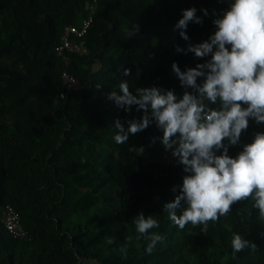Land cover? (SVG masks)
Wrapping results in <instances>:
<instances>
[{"label": "trees", "instance_id": "obj_1", "mask_svg": "<svg viewBox=\"0 0 264 264\" xmlns=\"http://www.w3.org/2000/svg\"><path fill=\"white\" fill-rule=\"evenodd\" d=\"M90 1L0 0V264H264V218L251 200L209 222L207 232L191 224L181 230L169 219L163 206L178 194L172 189L182 184L183 166L167 165L170 152L159 140L152 144L163 135L154 123L117 144L115 121L127 127L143 113L108 99L113 90L122 94L121 81L133 94L153 86L178 98L191 92L172 64L184 71L210 57L198 59L176 46L207 40L230 1L98 0L81 40L85 52L69 53L65 67L56 55L61 35L68 25L81 26ZM191 7L203 23L189 24L186 42L174 26ZM64 70L81 89L62 98ZM256 132H264V124L250 120L229 156ZM133 147L144 151H129ZM7 205L20 214L31 241L7 232ZM140 212L157 220L159 228L150 231L163 237L151 253L149 241L136 232ZM234 234L257 249L233 256Z\"/></svg>", "mask_w": 264, "mask_h": 264}, {"label": "clouds", "instance_id": "obj_2", "mask_svg": "<svg viewBox=\"0 0 264 264\" xmlns=\"http://www.w3.org/2000/svg\"><path fill=\"white\" fill-rule=\"evenodd\" d=\"M201 11L208 15L207 9ZM190 23H203L195 7L182 10L174 26L186 42ZM213 24L216 31L207 40L188 43L186 49L176 46L177 52L192 53L198 59L210 57L184 71L172 64L180 85L191 92L178 98L173 90L153 86L137 88L133 94L128 82L121 81L122 94L115 90L108 94L118 107L130 112L135 106L143 113L139 119L128 120L127 127L115 121L117 144L127 143L130 135L154 123L163 135L153 137L152 144L159 140L183 166L186 175L182 184L172 189L178 194L163 206L181 230L191 224L207 232L209 222H217L234 204L249 200L264 218V132H256L235 157L228 154L230 146L240 143L250 120L264 124V0H231ZM124 75H130V69H124ZM198 78H203L201 83ZM129 151L143 153L144 149ZM134 223L136 232L149 241L146 251L151 253L163 240L150 231L159 228V223L143 212L136 215ZM231 246L233 256L257 249L239 234H234Z\"/></svg>", "mask_w": 264, "mask_h": 264}, {"label": "built area", "instance_id": "obj_3", "mask_svg": "<svg viewBox=\"0 0 264 264\" xmlns=\"http://www.w3.org/2000/svg\"><path fill=\"white\" fill-rule=\"evenodd\" d=\"M229 1L231 2V0ZM97 3L98 0H91L87 4V16L83 19L81 26L68 25L64 28L60 44L56 49V55L63 62L65 67H69L71 64V57L69 56V53L85 52L81 40L93 22V16L96 11ZM61 80L64 88V92L60 94V97L62 98L64 97L65 92H77L81 89L80 82L67 70L63 71ZM166 164L176 165L178 162L177 159L169 153L166 157ZM2 223L7 232L13 238L20 241H31L32 237L22 226L20 214L13 206L7 205L4 207L2 211Z\"/></svg>", "mask_w": 264, "mask_h": 264}, {"label": "crops", "instance_id": "obj_4", "mask_svg": "<svg viewBox=\"0 0 264 264\" xmlns=\"http://www.w3.org/2000/svg\"><path fill=\"white\" fill-rule=\"evenodd\" d=\"M83 264V263H82ZM85 264H94V262H86Z\"/></svg>", "mask_w": 264, "mask_h": 264}]
</instances>
